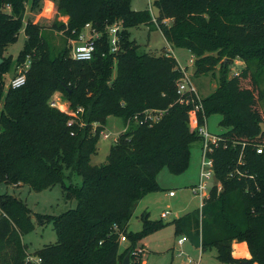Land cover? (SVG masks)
I'll use <instances>...</instances> for the list:
<instances>
[{"label": "trees", "instance_id": "trees-1", "mask_svg": "<svg viewBox=\"0 0 264 264\" xmlns=\"http://www.w3.org/2000/svg\"><path fill=\"white\" fill-rule=\"evenodd\" d=\"M51 1L68 16L53 24L66 39H78L85 24L99 36L90 60L72 58L70 45L55 53L45 27L27 17L28 11L41 12L44 0H0V185L41 191L60 184L78 203L59 215L35 213L34 219L22 199L0 191V264H33L28 255L41 264H122L127 253L130 264H142L134 253L137 242L167 223L144 213L141 230L132 232L129 219L144 195L161 190L156 177L162 169L179 175L188 168L202 139L194 126L211 114L221 116L224 129L211 152L222 190L211 189L200 216L195 210L174 218V235L195 236L201 249L214 247L225 264H264V155L255 151L264 142V0H153L155 16L133 9L131 0ZM114 24L112 52L108 29ZM140 25H153L172 46L187 49L194 74L219 65L216 87L200 97L202 110L194 114L192 93L180 101L183 73L173 55L138 51L129 29ZM22 29L26 40L14 61L5 50ZM27 56L25 84L6 88V74ZM235 59L242 65L229 76ZM56 92L71 110L83 112L74 117L51 106ZM149 112L155 121L146 119ZM110 116L120 118L124 130L106 161L92 164ZM236 168L244 173L230 176ZM73 173L82 177L80 185L71 181ZM45 223L53 224L57 241L29 253L22 236ZM239 242L250 258L232 256Z\"/></svg>", "mask_w": 264, "mask_h": 264}, {"label": "rangeland", "instance_id": "rangeland-1", "mask_svg": "<svg viewBox=\"0 0 264 264\" xmlns=\"http://www.w3.org/2000/svg\"><path fill=\"white\" fill-rule=\"evenodd\" d=\"M55 6L44 0V6L41 12L33 13L28 11L27 17H32L36 23L39 22L45 27L44 32L50 38V41L55 48V53H58L66 45H70L72 51V46L77 41L73 43L72 40L75 39L68 40L62 31L53 28L54 22L60 23L65 21V16L58 13L57 6ZM48 7H50V10H47ZM131 7H137L139 9L146 8L154 15L157 14V9L153 6V0H131ZM129 31L131 33L130 37L139 45V52L158 54L164 50L170 51L171 49L172 55L177 60L178 64L185 69V72L195 87L199 97H204L214 90L220 75L219 65L209 72L194 74L193 57L191 53L185 48L174 47L165 41L161 32L153 25H140L138 27L130 28ZM25 40L26 35L24 29H22L18 39L6 48L5 54L7 56H12L13 60L16 61L24 46ZM241 65V61L235 59L228 67V75H233L235 71L239 70L238 68L241 67ZM19 67L20 66H18L14 72L6 74V88L10 78L19 72ZM53 98L57 101L59 105L58 108L62 111L63 109L68 112L74 111L70 109L69 103L62 99L60 92H56L53 95ZM220 118L221 116L219 114H211L206 117L205 125L210 133L218 134L224 130L219 125ZM123 130L124 125L120 118L114 116L108 117L107 123L102 132H109V137L104 138L100 135L96 153L93 154L90 159L92 164H100L106 161L110 146L114 143L118 134ZM200 159L201 151L200 158L198 157L197 162L192 161L191 154L189 166L185 170H190V174L194 176V185L198 182ZM194 163L195 168H193ZM164 174L169 178L165 177ZM169 175L170 174L166 169H162L159 176L157 175L158 178L156 177L158 180L161 178L163 182L167 184L166 186H169L168 188L165 187L164 190L161 188V190L151 192L150 194L148 193L149 195L146 194L148 196H146L147 198L145 201L148 202L144 213H146L152 220L162 219L167 224L160 230L144 236L137 242V247L142 248L143 252H145L144 255L143 252L139 254L143 260V264H225L217 260L216 249L214 247L200 249L199 244L196 241H192L191 237H193V235H189L188 238L185 236L186 239L183 240V242H185L180 245L177 244L178 239L181 238L182 235H174V226L170 222L176 217V215H183L184 213L195 210L199 212V202L197 197H195L188 188V185L183 183L185 180L171 181ZM65 181L66 183L70 182L68 179ZM71 181L74 184L80 185L82 183V177L73 173ZM168 190H173V192H175L173 198L167 196ZM0 191L9 192L22 199L31 209L32 217L34 219L35 213L59 215L71 208H75L78 203L76 198L67 197L64 188L60 184L41 191L32 190L27 185H0ZM144 197L145 195L141 199ZM142 211L143 209L141 205L136 207V210L129 219L127 225L128 231L137 232L141 230V216L144 214ZM165 212H167L166 215H164ZM22 240L27 247V251L29 253H34L45 244L55 243L57 241V233L52 223H45L42 225L36 224L33 231L22 236ZM143 244L145 245L146 251H144V248L142 247Z\"/></svg>", "mask_w": 264, "mask_h": 264}, {"label": "built area", "instance_id": "built-area-1", "mask_svg": "<svg viewBox=\"0 0 264 264\" xmlns=\"http://www.w3.org/2000/svg\"><path fill=\"white\" fill-rule=\"evenodd\" d=\"M8 10H10V7H7ZM119 26L118 24H114L109 27L108 32L110 34V42H111V51L116 50V32L118 30ZM99 36V33L95 31L90 24H85L84 26V31L80 33L79 38L72 40L74 45L72 46V51H71V57L79 60V61H87L90 60L93 56V52L95 50V45H94V40ZM169 49V48H167ZM168 53L172 55V50L170 51L166 50ZM192 61V60H190ZM30 66V57L27 56V60L25 61L24 64L20 65L19 67V72L16 73L12 78L7 83V87H13V88H18L21 87L22 85L25 84L26 82V71L28 70ZM180 70L183 73L182 78L178 81L177 83V94L180 96V101L183 102L184 99L182 98L183 94L188 92L192 93L195 98L196 102L194 103L193 107V112L194 114L198 110H202L201 102H200V97L189 80L188 75L185 72V69L179 65ZM191 100V99H190ZM188 101V100H186ZM193 101V100H192ZM51 106L53 107H59L57 101L53 98L52 101L50 102ZM63 111L68 112L67 110L63 109ZM80 112H83V108L80 107L78 110L69 112L72 114L74 117H78V114ZM146 119L150 121H155L157 119V115H151V112H149L146 116ZM205 117H204V123L202 125H196L194 128L196 129L198 135L202 138L201 139V159H200V167H199V177H198V182L196 185H193L190 190L194 194L195 197H197L198 202H199V213L201 215V210L203 205L205 204L206 200L208 199L210 195V191L213 187H216V191L219 192L222 190V186L220 183H218L215 179V172H214V162L213 158L211 157V152L213 151V148L218 146L222 138L218 136L217 134H212L210 133L205 125ZM145 121V120H144ZM73 119L68 122V125H72ZM94 125V124H93ZM95 126V125H94ZM103 131V130H102ZM100 132V135H102L104 138L109 137V132ZM244 143H242V147H244ZM225 146V144H224ZM255 151L258 154H263L264 155V142L261 144H258L255 146ZM238 164H242V159H241V154L238 158ZM241 173L243 174L244 172H239V170L236 168L233 172L230 173V176L236 174L237 176H240ZM174 192L170 191L169 195H173ZM167 212L164 213L166 215ZM186 237L182 236L181 238L178 239L177 243L181 244L183 240H185ZM120 241L125 242L126 238L124 235L120 236ZM143 252L142 248H136L135 254H140ZM27 260L30 261L33 264H41L42 259L37 256L33 255H28ZM247 264V263H243Z\"/></svg>", "mask_w": 264, "mask_h": 264}, {"label": "crops", "instance_id": "crops-1", "mask_svg": "<svg viewBox=\"0 0 264 264\" xmlns=\"http://www.w3.org/2000/svg\"><path fill=\"white\" fill-rule=\"evenodd\" d=\"M46 2H49V3H52L54 6H55V3L53 2V1H51V0H45ZM56 7V6H55ZM57 8V7H56ZM133 9H135V10H139V8H137V7H133ZM142 9V8H141ZM143 9H146V8H143ZM152 13V12H151ZM152 15L153 16H155L153 13H152ZM68 21V16H65V23ZM169 22V21H168ZM160 31V30H159ZM166 41V40H165ZM193 150V151H192ZM192 150H191V154H192V161H195V162H197L198 161V157L200 158V151H201V142H198L197 144H195V146H193V148H192ZM193 168H195V163L193 164ZM160 172H162V170L160 171ZM159 172V173H160ZM168 172V171H167ZM159 173H158V176H159ZM169 173V172H168ZM170 174V173H169ZM190 174V170H187V171H185V172H183V173H181V174H179V175H173V174H170L169 176H170V180L171 181H173V180H179V181H184L183 183H186V185H188V188L190 189L191 187H192V185H194V183H195V181H194V176H192L191 174ZM165 175V174H164ZM187 176H189V177H187ZM165 177H168L167 175H165ZM158 178V177H157ZM169 178V177H168ZM157 181H158V184H159V186H161V188L164 190V188L166 187V188H168L169 186H166L167 184H165L164 182H163V180L160 178V180H158L157 179ZM170 191H173V190H168L167 191V196L169 197V198H173L174 196H175V192H174V194L173 195H169V192ZM150 194V193H149ZM148 194V195H149ZM148 195H145V197L143 198V199H140V201H139V203L137 204V206H142V209H143V211H142V213H144L145 211H146V204H147V202L148 201H145L146 200V196H148ZM136 206V207H137ZM136 210V209H135ZM179 216H181V214L180 215H176V217L175 218H178ZM182 236H186L187 238L189 237V236H187V235H185V234H182ZM192 238V241H196L198 244H199V239L198 238H196L195 236H193V237H191ZM185 242V241H184ZM184 242H182L181 244H183ZM178 244V243H177ZM178 245H180V244H178ZM125 247H127V242L125 241V242H121V250H123ZM142 247L144 248V251H146L145 250V245L143 244L142 245ZM199 247H200V245H199ZM236 247V248H235ZM201 249V248H200ZM144 253L145 252H143V255H144ZM142 255V256H143ZM232 256L233 257H235V258H250V254H249V251H248V248H247V245H246V243L245 242H239V243H233V245H232ZM142 264H143V260H142Z\"/></svg>", "mask_w": 264, "mask_h": 264}, {"label": "water", "instance_id": "water-1", "mask_svg": "<svg viewBox=\"0 0 264 264\" xmlns=\"http://www.w3.org/2000/svg\"><path fill=\"white\" fill-rule=\"evenodd\" d=\"M122 264H130L129 263V254L128 253L124 256V258L122 260Z\"/></svg>", "mask_w": 264, "mask_h": 264}]
</instances>
